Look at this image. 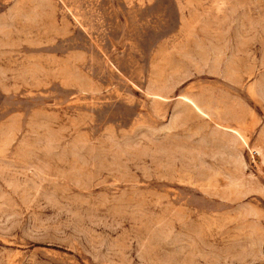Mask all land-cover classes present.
I'll return each instance as SVG.
<instances>
[{
  "label": "rangeland",
  "instance_id": "rangeland-1",
  "mask_svg": "<svg viewBox=\"0 0 264 264\" xmlns=\"http://www.w3.org/2000/svg\"><path fill=\"white\" fill-rule=\"evenodd\" d=\"M0 264H264V0H0Z\"/></svg>",
  "mask_w": 264,
  "mask_h": 264
}]
</instances>
